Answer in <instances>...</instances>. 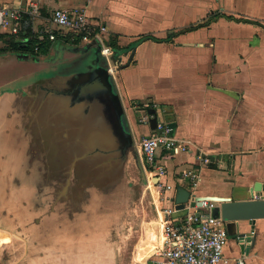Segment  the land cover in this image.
Segmentation results:
<instances>
[{
  "label": "crops",
  "instance_id": "0c3cea01",
  "mask_svg": "<svg viewBox=\"0 0 264 264\" xmlns=\"http://www.w3.org/2000/svg\"><path fill=\"white\" fill-rule=\"evenodd\" d=\"M31 2L38 3L43 16L56 8H80L105 22L108 41L123 59L116 86L133 131L137 136L148 131H139L135 119L137 107L148 105L174 120L171 135L190 140V150L165 164L166 181L175 188L162 195L148 182L156 211L169 204L165 194L175 201L178 187L188 192L187 200L193 195L215 206L251 198L264 201V0H0V5L25 8ZM209 18L205 26L180 31ZM145 35L162 40L134 44ZM20 36L0 32V91L27 83L44 69L69 67L66 62L80 56L65 50L48 62L56 42L75 44L58 36L47 54H38ZM11 41L25 49H12ZM14 103L15 94L0 95V141L10 140L21 123ZM196 152L214 160L203 164ZM189 168H197L195 186L181 177ZM225 226L223 253L228 261L219 264H235V258L264 264V216L225 220ZM26 248L8 252V264H17V259L27 264L31 251Z\"/></svg>",
  "mask_w": 264,
  "mask_h": 264
},
{
  "label": "water",
  "instance_id": "95a60500",
  "mask_svg": "<svg viewBox=\"0 0 264 264\" xmlns=\"http://www.w3.org/2000/svg\"><path fill=\"white\" fill-rule=\"evenodd\" d=\"M53 49L46 59L48 62L61 58L65 50L80 56L69 67L0 91V95L15 94L13 108L21 122L13 128L10 140L0 141V203H3L0 209L15 223L17 203L27 209V215H40L33 218L36 224L46 217L49 219L46 223L53 224L59 221L58 217L73 216V213L83 216V222H92L95 215L104 211L108 200L123 198L128 184L125 168L129 158L134 160L142 176L144 173L99 42L92 40L75 45L56 42ZM145 110L152 114L149 117L152 129L158 111L154 106ZM162 117L170 127L169 134H173L174 120L164 112ZM258 187L256 183L254 190ZM187 199L188 192L178 187L174 201L177 207H182ZM211 213L224 221H252L264 216V201L254 198L225 201L214 206ZM16 230L23 232L20 228ZM58 231L39 227L25 229L21 235L27 237L26 250L31 251L28 258L45 257L43 238L53 233L58 237ZM71 231L73 248L85 247L92 236L83 229ZM3 246L0 245V251ZM59 248L64 253V240L56 249ZM146 264L152 261L147 260Z\"/></svg>",
  "mask_w": 264,
  "mask_h": 264
},
{
  "label": "built area",
  "instance_id": "2783aa9c",
  "mask_svg": "<svg viewBox=\"0 0 264 264\" xmlns=\"http://www.w3.org/2000/svg\"><path fill=\"white\" fill-rule=\"evenodd\" d=\"M0 32L20 36L25 43L33 42L32 48L37 51V44L52 43L58 36L68 37L73 44L87 43L96 40L100 52L108 66V71L117 85V74L123 59L115 54L108 41V26L102 20L90 18L83 9L66 10L56 8L48 16L41 14L40 6L31 2L21 8L0 5ZM77 42V43H74ZM137 107L141 114L136 121L145 125L147 132L136 136L130 127L136 152L145 173L146 180L156 187L157 193L164 194L175 185L166 181L167 168L160 161L161 157H171L191 149L190 140L170 135V127L157 109V121L154 128L149 127V117L145 108ZM126 115V114H125ZM128 124L129 120L126 116ZM196 158L203 164H210L214 158L196 152ZM181 177H188L195 186L198 179L197 168L181 172ZM167 205L157 209L159 235L149 255L152 264H219L226 263L224 246L228 239L225 221L214 216L211 209L215 206L212 200H197L192 195L189 200L177 207L169 193L163 196ZM235 264H244L242 258L233 259Z\"/></svg>",
  "mask_w": 264,
  "mask_h": 264
},
{
  "label": "rangeland",
  "instance_id": "374dc122",
  "mask_svg": "<svg viewBox=\"0 0 264 264\" xmlns=\"http://www.w3.org/2000/svg\"><path fill=\"white\" fill-rule=\"evenodd\" d=\"M46 73L47 71L39 72L35 77L44 76ZM34 74L32 73L33 76ZM20 83L22 84L19 82L18 86L21 85ZM140 114L141 112L138 110L136 118ZM136 126L141 132L146 128L145 125L137 121ZM135 135L137 136L136 133ZM167 160H171V158H160V161L165 162L164 164ZM125 177L128 184L124 187L123 198L121 200H108L104 204V211L95 215L92 222H83L81 220L83 216L73 213V216L58 217L59 221L55 220L53 224L46 223L49 222L46 217L38 225L33 218L40 215L32 214V217L27 215V209L17 203L15 206L17 221L15 223L10 218L9 220L7 215L4 216L0 209V244H4L2 249H5L2 251L0 264H8L7 254L13 248L25 249L27 237L21 235L24 234L25 229L38 227L57 229L60 232L58 231V237L53 233L52 236L43 238L46 240L44 260L38 258L28 261L27 264H146L155 246L156 237L160 233L155 200L146 176L144 173L142 176L132 158L127 161ZM2 204L0 203V207ZM41 217L44 218L45 215ZM17 228L23 232H18ZM61 229L64 230L62 232L64 237L62 238ZM72 229H83L85 233H91L92 236L87 239L88 242L85 247L80 246V249L74 246L73 248ZM62 240H64V253H60V248L56 249L61 246ZM41 241L44 240L41 239ZM73 250L76 251L72 252ZM56 251H58V255ZM17 255L19 254L17 253ZM16 262L23 264L18 259Z\"/></svg>",
  "mask_w": 264,
  "mask_h": 264
},
{
  "label": "trees",
  "instance_id": "16d2710c",
  "mask_svg": "<svg viewBox=\"0 0 264 264\" xmlns=\"http://www.w3.org/2000/svg\"><path fill=\"white\" fill-rule=\"evenodd\" d=\"M211 20H212V18H209V19L206 20V21L198 22V23H195V24L189 25V26L183 28V29L180 30V31H181V32H183V31H189V30H192V29H195V28L201 27V26H205V25H207ZM145 39L162 40V39L156 38V37L151 36V35H145V36H142L141 38H139V40H137V42H135L134 44H138L140 41L145 40ZM64 40H65V41H68V37H65ZM33 42H34V41H33ZM33 42H32V41L29 42L30 46H28V48L31 47V48H29L30 51H33V48H32V44H33ZM71 43H72V42H71ZM74 43H77V42H74ZM10 46L12 47V49H17V50H18V49H21V50H22V49H25V47H23V46H19V45H18L16 42H14V41H11V42H10ZM37 47H38V49H37V51H35V52H37L38 54H47V52L49 51V49H50V47H51V43H49V42H45V43L42 42V43L37 44ZM28 48L26 47V49H28Z\"/></svg>",
  "mask_w": 264,
  "mask_h": 264
},
{
  "label": "flooded vegetation",
  "instance_id": "af4514ba",
  "mask_svg": "<svg viewBox=\"0 0 264 264\" xmlns=\"http://www.w3.org/2000/svg\"><path fill=\"white\" fill-rule=\"evenodd\" d=\"M76 59H77V58L68 60V61L66 62V65H70V64L76 62ZM43 71L50 72V71H52V70H51V69H44ZM43 71H40V72H43Z\"/></svg>",
  "mask_w": 264,
  "mask_h": 264
},
{
  "label": "bare ground",
  "instance_id": "6f19581e",
  "mask_svg": "<svg viewBox=\"0 0 264 264\" xmlns=\"http://www.w3.org/2000/svg\"><path fill=\"white\" fill-rule=\"evenodd\" d=\"M0 245H4V244H0Z\"/></svg>",
  "mask_w": 264,
  "mask_h": 264
}]
</instances>
